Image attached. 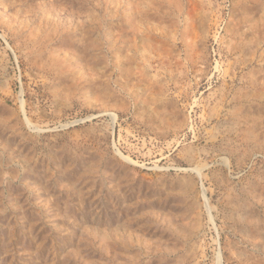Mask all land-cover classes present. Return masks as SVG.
I'll use <instances>...</instances> for the list:
<instances>
[{"label": "rangeland", "instance_id": "obj_1", "mask_svg": "<svg viewBox=\"0 0 264 264\" xmlns=\"http://www.w3.org/2000/svg\"><path fill=\"white\" fill-rule=\"evenodd\" d=\"M0 264H264V0H0Z\"/></svg>", "mask_w": 264, "mask_h": 264}]
</instances>
